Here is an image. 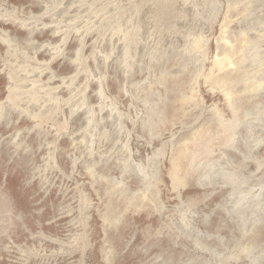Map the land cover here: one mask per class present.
Wrapping results in <instances>:
<instances>
[{
  "label": "rangeland",
  "instance_id": "374dc122",
  "mask_svg": "<svg viewBox=\"0 0 264 264\" xmlns=\"http://www.w3.org/2000/svg\"><path fill=\"white\" fill-rule=\"evenodd\" d=\"M0 264H264V0H0Z\"/></svg>",
  "mask_w": 264,
  "mask_h": 264
}]
</instances>
